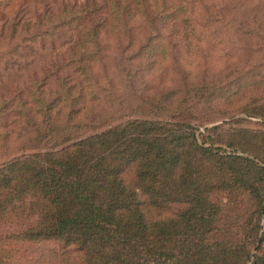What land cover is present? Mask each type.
I'll return each instance as SVG.
<instances>
[{
	"label": "rangeland",
	"instance_id": "1",
	"mask_svg": "<svg viewBox=\"0 0 264 264\" xmlns=\"http://www.w3.org/2000/svg\"><path fill=\"white\" fill-rule=\"evenodd\" d=\"M130 121L263 156L264 0H0V167ZM22 252L14 264H83L54 242Z\"/></svg>",
	"mask_w": 264,
	"mask_h": 264
},
{
	"label": "trees",
	"instance_id": "2",
	"mask_svg": "<svg viewBox=\"0 0 264 264\" xmlns=\"http://www.w3.org/2000/svg\"><path fill=\"white\" fill-rule=\"evenodd\" d=\"M194 134L130 121L0 167V264L40 242L83 264H264V139L223 158Z\"/></svg>",
	"mask_w": 264,
	"mask_h": 264
}]
</instances>
